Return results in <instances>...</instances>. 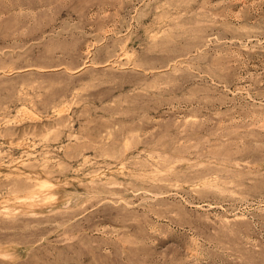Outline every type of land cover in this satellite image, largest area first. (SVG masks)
Listing matches in <instances>:
<instances>
[{
	"label": "rangeland",
	"instance_id": "1",
	"mask_svg": "<svg viewBox=\"0 0 264 264\" xmlns=\"http://www.w3.org/2000/svg\"><path fill=\"white\" fill-rule=\"evenodd\" d=\"M0 264H264V0H0Z\"/></svg>",
	"mask_w": 264,
	"mask_h": 264
},
{
	"label": "bare ground",
	"instance_id": "2",
	"mask_svg": "<svg viewBox=\"0 0 264 264\" xmlns=\"http://www.w3.org/2000/svg\"><path fill=\"white\" fill-rule=\"evenodd\" d=\"M218 126V125H217ZM228 137V136H227Z\"/></svg>",
	"mask_w": 264,
	"mask_h": 264
}]
</instances>
